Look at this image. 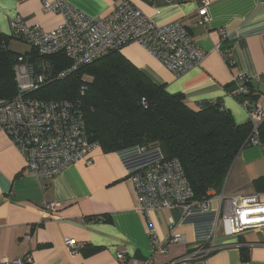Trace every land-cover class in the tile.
I'll return each instance as SVG.
<instances>
[{
    "label": "crops",
    "instance_id": "crops-1",
    "mask_svg": "<svg viewBox=\"0 0 264 264\" xmlns=\"http://www.w3.org/2000/svg\"><path fill=\"white\" fill-rule=\"evenodd\" d=\"M43 1L0 0V33L10 37V49L21 51L14 47L21 39L12 30L16 15L46 31L62 22V14L46 12ZM68 1L91 16H105L119 0ZM131 1L157 24L181 20L206 52L199 66L176 76L143 45H126L121 52L154 82L170 93L184 94L192 106L218 100L242 123L250 119L248 112L230 88L244 73L251 77L264 110V0H211L204 24L199 23L196 0ZM220 28L227 37H222ZM91 155V165L80 160L51 178H39L27 172L23 154L0 125V258L29 254V264H169L197 244L210 242L215 246L212 253L187 264H264V226L225 233L216 226L218 200L211 210L179 205L142 210L132 176L163 159L160 148L131 146L105 152L97 145ZM262 176L264 147L250 145L239 153L222 191L256 192L254 180ZM44 202L59 205L47 216ZM175 233L184 238L169 244ZM67 237L78 243L76 254L65 245ZM161 244L165 253L159 251ZM241 247L249 250L247 261L242 260ZM120 251L127 254L126 260L118 259Z\"/></svg>",
    "mask_w": 264,
    "mask_h": 264
},
{
    "label": "built area",
    "instance_id": "built-area-1",
    "mask_svg": "<svg viewBox=\"0 0 264 264\" xmlns=\"http://www.w3.org/2000/svg\"><path fill=\"white\" fill-rule=\"evenodd\" d=\"M196 3L199 23L204 24L209 20L212 1L196 0ZM43 6L46 12L62 14L63 20L55 29L46 31L40 24H30L18 14L12 21L13 34L29 43L39 56L64 54L70 60V66L55 74L52 64L44 58L35 62L29 56L20 55L15 67L18 92L11 100L0 99V125L23 154L27 172L39 178H51L80 160L93 164L91 153L98 144L91 141L87 133L81 99L41 98L31 95L33 91L52 77H65L103 54L122 50L132 42L143 45L176 76L199 66L206 52L181 20L157 24L131 0H119L105 16H91L68 0H44ZM220 34L224 38L228 36L223 28H220ZM234 81L239 92H249L245 83L252 81L250 76L242 73ZM83 91L84 88L82 94ZM242 104L253 123L250 141L260 144L259 128L264 121V110L259 102L252 103L249 99H244ZM132 181L144 212L176 205L186 210L193 206L211 210L213 201L218 200L220 206L216 226L223 227L225 233L237 234L264 226V193L256 191L230 195L221 191L195 199L178 158H163L149 164L136 171ZM58 205L44 202V214L49 216ZM183 238L175 233L170 237L169 244ZM156 243L154 238L153 244ZM65 245L72 254L79 251L73 238H65ZM214 250L215 246L210 242L197 244L169 264H187ZM159 251L165 253L166 246L161 244ZM117 257L123 261L127 259V254L120 251ZM31 261L29 254L24 258H0V264H29ZM145 264L151 263L146 261Z\"/></svg>",
    "mask_w": 264,
    "mask_h": 264
},
{
    "label": "trees",
    "instance_id": "trees-1",
    "mask_svg": "<svg viewBox=\"0 0 264 264\" xmlns=\"http://www.w3.org/2000/svg\"><path fill=\"white\" fill-rule=\"evenodd\" d=\"M10 37L0 33V99L11 100L18 92L15 67L20 55L30 60H45L54 73L68 66L64 54L42 57L34 49L24 54L9 48ZM249 92L238 86L230 91L242 103L258 102L252 81ZM84 88L85 91L82 89ZM31 95L41 98L81 99L87 133L105 152L131 146L160 148L164 159L178 158L195 199L219 193L242 149L256 145L250 141L253 123L236 122L218 100H202L190 105L182 93H170L130 61L121 50L103 54L65 77H52ZM264 147V121L259 128ZM264 192V176L254 180ZM95 251V248L91 249ZM242 260L250 257L241 247Z\"/></svg>",
    "mask_w": 264,
    "mask_h": 264
},
{
    "label": "rangeland",
    "instance_id": "rangeland-1",
    "mask_svg": "<svg viewBox=\"0 0 264 264\" xmlns=\"http://www.w3.org/2000/svg\"><path fill=\"white\" fill-rule=\"evenodd\" d=\"M11 42L12 41H10V43ZM14 43H15L14 47H16V49H20L21 50L18 53L24 54V53H26L28 51H32L33 50L32 46L29 43H27L26 41H23L21 39H16V42H14ZM36 61L41 62L40 60H36ZM16 66H17V64H16ZM15 79H16V77H15ZM17 87H18V84H17Z\"/></svg>",
    "mask_w": 264,
    "mask_h": 264
}]
</instances>
